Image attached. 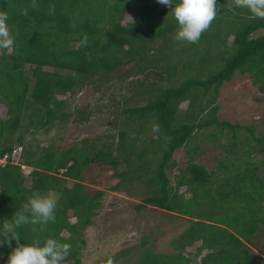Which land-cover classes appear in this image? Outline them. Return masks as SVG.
<instances>
[{
    "label": "trees",
    "instance_id": "obj_1",
    "mask_svg": "<svg viewBox=\"0 0 264 264\" xmlns=\"http://www.w3.org/2000/svg\"><path fill=\"white\" fill-rule=\"evenodd\" d=\"M0 11L15 37L0 50V156L25 148L20 163L0 166V224L29 214L34 194L58 201L55 222L21 226L19 243L56 238L71 244L65 260L82 264L104 196L84 184L95 163L112 167L121 178L114 189L141 200L138 209L192 219L175 252L147 247L137 264H264L251 248L264 227V131L223 120L217 103L238 72L264 92V19L217 0L215 20L193 44L174 39L178 24L157 0H0ZM123 67L121 80L145 78L111 112L117 132L64 147L61 128L93 117L69 97L81 87L102 92ZM203 136L226 150L215 170L199 163ZM182 149L184 166L175 156ZM16 246H0L2 260Z\"/></svg>",
    "mask_w": 264,
    "mask_h": 264
},
{
    "label": "rangeland",
    "instance_id": "obj_2",
    "mask_svg": "<svg viewBox=\"0 0 264 264\" xmlns=\"http://www.w3.org/2000/svg\"><path fill=\"white\" fill-rule=\"evenodd\" d=\"M259 34H264V30ZM127 69L128 67H123L115 71L116 78L102 92H96L94 86L81 87L69 97L74 106L81 107V110L89 106L93 117L78 123L71 121L63 127L66 129L61 128L64 147L87 138L105 136L112 130L116 131L112 123L116 115L111 112L120 101H124V96L132 94L127 88L133 81L136 85L139 78H145V75L132 77L130 81L118 78ZM217 103L220 106L219 116L223 120L234 125L254 126L257 135L264 131V92L254 83L250 74L243 75L238 72L234 80L226 82ZM187 105V102L183 103L182 108ZM0 116H7V108L4 105H0ZM203 137L206 143L199 163L215 170L220 165L219 161L226 156V150L218 147L217 142H210L206 140V136ZM105 139L102 141L105 142ZM222 142L225 143L223 138ZM240 150L242 151L241 148ZM175 156L180 166L186 164L184 149L179 150ZM263 158L264 155L259 153L257 159ZM176 172L179 173L178 170ZM259 173L264 178V165ZM119 180L121 178L114 176V170L110 166L94 163L87 169L84 181L87 191H102L104 196L99 214L86 232L87 244L83 249L82 264H137L147 247L157 253L175 252L173 240L191 225L190 217L164 209L151 206L138 209L137 205L141 200L114 189ZM29 183L28 180L26 184L30 185ZM134 188L142 189L140 184H135ZM52 196L57 198L56 194ZM143 242H147V245L144 246ZM251 248L258 255L264 254V227L257 240L251 244ZM127 251L130 252L125 256L116 257L118 252ZM67 261L73 264L71 260ZM0 264H6L1 258V253Z\"/></svg>",
    "mask_w": 264,
    "mask_h": 264
},
{
    "label": "clouds",
    "instance_id": "obj_3",
    "mask_svg": "<svg viewBox=\"0 0 264 264\" xmlns=\"http://www.w3.org/2000/svg\"><path fill=\"white\" fill-rule=\"evenodd\" d=\"M157 3L171 9L178 24L174 37L177 41L193 44L199 42L202 33L211 26L217 16V0H157ZM235 6L248 9L254 18L264 19V0H235ZM24 14H27L26 10ZM8 21V13L0 11V50L9 49L15 43ZM87 42L88 37L84 36L81 45H86ZM57 204V199L50 195L34 194L29 199V214L17 212L0 224V246L12 247L13 241L17 243V246L12 248L6 264H62L68 257L72 250L71 244L56 238H48L43 242L36 240L30 244L19 243L20 237L17 230L21 226L47 225L49 222H55Z\"/></svg>",
    "mask_w": 264,
    "mask_h": 264
},
{
    "label": "built area",
    "instance_id": "obj_4",
    "mask_svg": "<svg viewBox=\"0 0 264 264\" xmlns=\"http://www.w3.org/2000/svg\"><path fill=\"white\" fill-rule=\"evenodd\" d=\"M24 147L17 146L12 153H6L4 156H0V166L7 164L8 162L20 163L23 155Z\"/></svg>",
    "mask_w": 264,
    "mask_h": 264
},
{
    "label": "water",
    "instance_id": "obj_5",
    "mask_svg": "<svg viewBox=\"0 0 264 264\" xmlns=\"http://www.w3.org/2000/svg\"><path fill=\"white\" fill-rule=\"evenodd\" d=\"M119 182H120V180H119ZM118 182V183H119ZM117 185V184H116ZM62 264H70V262H68L67 260H64L63 262H62Z\"/></svg>",
    "mask_w": 264,
    "mask_h": 264
},
{
    "label": "flooded vegetation",
    "instance_id": "obj_6",
    "mask_svg": "<svg viewBox=\"0 0 264 264\" xmlns=\"http://www.w3.org/2000/svg\"><path fill=\"white\" fill-rule=\"evenodd\" d=\"M114 176H116V173H114Z\"/></svg>",
    "mask_w": 264,
    "mask_h": 264
}]
</instances>
